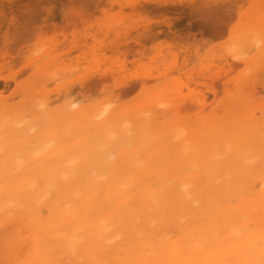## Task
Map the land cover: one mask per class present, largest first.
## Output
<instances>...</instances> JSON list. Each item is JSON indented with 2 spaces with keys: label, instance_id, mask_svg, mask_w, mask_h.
<instances>
[{
  "label": "bare ground",
  "instance_id": "6f19581e",
  "mask_svg": "<svg viewBox=\"0 0 264 264\" xmlns=\"http://www.w3.org/2000/svg\"><path fill=\"white\" fill-rule=\"evenodd\" d=\"M249 29L239 44L264 49L259 22ZM33 96L0 111V209L48 214L30 247L47 239L69 264H264V113L229 126L214 111L148 140L141 117L116 127L122 111Z\"/></svg>",
  "mask_w": 264,
  "mask_h": 264
},
{
  "label": "rangeland",
  "instance_id": "374dc122",
  "mask_svg": "<svg viewBox=\"0 0 264 264\" xmlns=\"http://www.w3.org/2000/svg\"><path fill=\"white\" fill-rule=\"evenodd\" d=\"M254 21L264 29V0H0V111L33 93L36 100L50 98L51 110L70 104L93 113L116 109L126 119L120 115L114 126L127 120L133 126L141 117L139 125H150L144 127L148 140L151 130L162 135L163 125L172 131L214 111L219 118L230 110L229 126L258 119L264 49L239 44ZM138 108L143 111L135 116ZM155 145L154 161L161 151ZM5 210L0 264H53L46 257L60 252L47 248V239L38 247L29 241L37 233L29 236L32 221L42 222L47 211ZM60 256L59 264L69 262Z\"/></svg>",
  "mask_w": 264,
  "mask_h": 264
}]
</instances>
